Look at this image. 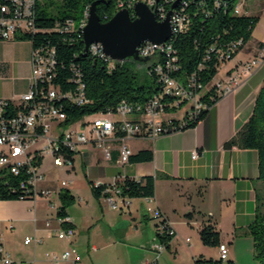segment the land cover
Listing matches in <instances>:
<instances>
[{
  "label": "built area",
  "instance_id": "built-area-1",
  "mask_svg": "<svg viewBox=\"0 0 264 264\" xmlns=\"http://www.w3.org/2000/svg\"><path fill=\"white\" fill-rule=\"evenodd\" d=\"M117 1H121L120 10L128 11L131 19L136 18L133 13L134 6L141 3L155 12L158 17H162V20H165L169 14L172 33L183 28V18L172 8L177 0ZM38 2L39 0H0V41L20 40L22 37L32 36L39 30L36 26ZM235 13L238 14L237 8ZM88 15L89 9L86 10L81 32L87 23ZM61 29L67 31L69 29L67 23ZM261 43L257 47L256 57L242 65L241 73L247 74L251 69L264 65V42ZM236 45L240 46L241 41ZM137 50L139 58L148 59L142 66L158 77V81L162 83V91H169L172 102L165 105L162 101H158V95H154L142 104L130 105L123 101L116 106L114 113L97 112L87 115H98L99 117L82 123L85 131H80L76 126L80 119L69 120L68 113L66 114L63 109V105L67 108H75L70 107V100H79V107L90 103L86 96L85 83L74 76V88L60 90L53 83L58 74L56 51L42 45L31 50L28 92L16 101L0 99V183L7 189L6 193L19 194L21 201L29 193L32 194L33 200L37 195L43 196L48 200L49 208L53 210L52 196L60 195L62 189L42 187L44 175L39 168L44 157H50L54 167L73 168V158L76 154H80L78 149L80 146H92L100 151L106 160H109L111 144L117 142V164L123 165L128 163L132 155L127 145L129 139H154L166 135L175 130V121L178 126H181L194 119L202 108H206L200 100L202 94L194 90L193 80L173 78L169 73L164 72V68L170 71L174 62L168 45L144 43ZM154 53H163V58H166L164 63L154 62ZM87 54L94 61L104 59L113 62L103 55L99 44H92ZM213 83L215 93L221 99L236 91L243 81H241L240 74H236L227 75L223 80L214 78ZM7 100L10 101L9 105ZM181 105L183 107L179 108ZM173 108L177 109L173 111ZM180 111L179 116H176L175 114ZM66 128L69 129L65 130ZM117 131L120 132V136L115 135ZM197 156V152L192 153V159ZM60 187L65 188L66 184L62 182ZM116 198L120 197L112 191L111 196L105 198V203L112 210H122L128 207L129 204L125 202V199L121 198V201L117 202ZM149 211L145 209L146 213ZM159 213L155 212L153 217L159 216ZM56 218L63 226L62 230L54 232L57 239L71 240L75 232L70 220L67 216L58 217L56 215ZM158 230L164 236V240L173 238L175 235L171 228L163 234L164 228L160 224ZM31 242L39 244L41 241L32 237L24 239V244ZM216 248L219 260L227 264V244L221 242ZM165 249V243L159 241V244L153 246V252L157 255L156 259L140 264H158L159 256ZM46 259L49 264L67 262L78 264V254L74 248L60 255L46 254ZM0 262L15 264L10 254L2 247H0Z\"/></svg>",
  "mask_w": 264,
  "mask_h": 264
},
{
  "label": "trees",
  "instance_id": "trees-1",
  "mask_svg": "<svg viewBox=\"0 0 264 264\" xmlns=\"http://www.w3.org/2000/svg\"><path fill=\"white\" fill-rule=\"evenodd\" d=\"M116 1L39 0L36 24L39 30L32 36L20 38L22 41L29 42L32 49L42 45L56 51L58 74L53 83L60 90L74 88V76L85 83L86 96L90 103L79 107V104L70 101V107L75 108H67L63 105L69 120H79L97 112L114 113L116 106L123 101L130 105L142 104L154 95H158V101H162L165 105L172 102L169 91H162V83L158 81V77L142 64L133 62L144 70V79L141 78V71L128 67L125 62H108L104 59L94 61L90 59L89 54L83 52L80 26L84 23L86 10L91 3L97 2L96 14L104 23L115 14ZM236 8L238 14L235 13ZM173 9L183 18V28L172 33L168 41L162 44L170 47V54L174 58L173 68L170 71L164 68V72L169 73L173 78L193 80L194 90L202 94L200 100L206 108H202L194 119L181 126H178L175 121V130L167 134L192 129L207 116L209 108L220 100L215 93L213 83L218 68L232 60L243 49L258 22L257 17L241 14L236 0H180ZM66 23L69 29L64 31L61 28ZM70 23L71 26H69ZM239 41L241 45L237 47L236 44ZM261 44L259 42L258 46ZM165 60L163 53H155L154 62L164 63ZM9 102L7 100L8 105ZM115 135L121 134L117 131ZM232 147L256 151L258 172L260 176H264V80L255 96L250 117L241 129L223 144L224 149ZM152 159L151 150H141L131 155L128 163H145ZM158 177L166 178L165 175H156L134 179L117 175L112 184L94 185L93 182L88 181V185L93 198L97 201L110 197L112 191L122 199H151L155 192V178ZM5 190L7 189L0 183V201L21 200L19 194H8ZM60 197L62 204L57 208L56 215L66 217L68 201H72L73 197L68 191H62ZM22 200L32 201V194L25 195ZM206 218V221L198 226L200 242L204 246L214 248L222 240L211 216L208 215ZM151 220L156 222V234L159 241L165 243L168 249L172 238L164 240L158 227L159 224L162 225L163 234H165L170 230L169 225L161 213L157 217H152ZM235 235L249 236L252 240L253 259L257 264H264V211L257 208L253 221L245 229L236 230ZM193 264L223 263L219 258L212 260L197 256ZM227 264L233 263L228 259Z\"/></svg>",
  "mask_w": 264,
  "mask_h": 264
},
{
  "label": "crops",
  "instance_id": "crops-1",
  "mask_svg": "<svg viewBox=\"0 0 264 264\" xmlns=\"http://www.w3.org/2000/svg\"><path fill=\"white\" fill-rule=\"evenodd\" d=\"M258 43L251 58L246 55V52L240 54L236 63L226 71L224 77L217 79L223 80L227 75L240 74L243 84L230 95L218 100L197 126L185 131L161 135L154 139H129L127 141L132 155L141 150H151L152 161L117 164V142L111 144L109 160H106L100 151L88 145L86 146L88 149L80 153L83 167L89 168L85 176H88L87 180L93 183L112 184L117 175L134 179L147 176L155 177L156 175L166 176V178H155L154 197L143 199L149 204L150 207L146 209L150 211L146 213L145 208L142 207V215L146 219L148 217L151 219L155 212H160L163 215L175 233L167 250L171 249L172 243L179 237L175 232L176 226L184 223L191 226L194 221L198 223L196 227L198 233V226L206 221L207 214L211 213L213 214L211 218L216 224L222 242L227 244L230 249L236 239H239L237 241L243 239L245 244L242 245L246 249V256L251 257L252 240L249 236L240 235L237 238H232L230 235H223L220 232V227L225 225L231 231L243 230L253 221L257 208L264 211V182L259 179L257 152L237 147L223 148V144L231 139L250 117L255 96L264 80V65L251 69L247 74L241 73L242 65L256 57ZM31 50V44L27 41H0V99L16 101L21 95L28 92ZM193 152L198 153L195 159H192ZM42 187L50 189L47 185H42ZM262 194L263 197H261ZM209 195H212L211 207L216 198L233 200L235 203L232 212L220 215L214 211L213 207V210L209 209L208 203L206 204ZM45 205L47 206V204ZM127 209H129V205ZM56 213L57 209L55 214L50 208L49 212L46 209L44 211L39 202L35 200L0 201V226L4 228V231L0 230V247L9 254L8 250H12L14 247L13 235L11 232H7L8 226L13 229V226L10 225L13 222L17 225L34 223L48 215L53 219L52 216ZM197 216L200 219L194 220L197 219ZM153 225L156 232L155 221ZM72 226L76 227L74 223ZM56 230L55 228L49 235L46 232L33 230L32 238L36 240H38L37 238H54L61 242L59 243L64 251H67V242L69 245L75 246L74 237L71 240H59L54 233ZM26 237L30 236H25L24 239ZM41 239H39L41 241L39 244L34 242L24 244L23 240V246L31 245L34 251L39 250L44 241ZM187 242L184 241L185 244ZM201 245L208 248L202 243ZM197 256L212 260L218 258V256L206 257L203 254H198L191 255L192 261ZM228 259L233 264H237V257L234 256L232 250L230 253L228 252Z\"/></svg>",
  "mask_w": 264,
  "mask_h": 264
},
{
  "label": "rangeland",
  "instance_id": "rangeland-1",
  "mask_svg": "<svg viewBox=\"0 0 264 264\" xmlns=\"http://www.w3.org/2000/svg\"><path fill=\"white\" fill-rule=\"evenodd\" d=\"M236 5L239 6L241 14L257 17L258 22L242 52H238L237 56L235 55L234 61H232L233 59L229 60L218 68L216 80L224 77L226 71L236 63L240 54L246 52V55L251 58L256 51L257 42H264V0H236ZM115 7L116 12L120 11L117 1ZM125 63L128 67L136 68L138 72L141 71V78L144 79L143 75L145 72L141 66L129 61ZM180 113L181 111L175 115L179 116ZM96 117L99 116H84L77 122L76 126L80 131H85L82 123L90 122ZM112 118L116 117L112 116ZM68 129L66 128L65 130ZM78 149L81 153L86 151L88 147L80 146ZM39 169L44 175L42 185H47L50 189H62L61 192L67 189L69 195L73 197L72 201H68L66 211L67 218L71 224L74 223L76 225V227L72 226L75 232V246L69 245L67 242V251L72 248L76 250L78 264H140L143 261H154L156 259L157 255L153 252L152 247L159 244V238L155 232L154 221L148 219L150 217L146 219L142 215V207L145 209L150 207L143 199H125V202L129 203V209L124 207L122 210H112L106 205L103 198L99 201L95 200L88 185V176H85L89 168L87 166L83 167L80 154L74 156L73 168L67 166L54 167L52 159L44 157ZM259 179L264 182V176H259ZM62 182L66 184L65 188L60 187ZM211 197L212 195H209V199H206L209 209H214L220 215H227L232 212L235 203L233 200L216 198L212 209ZM261 197H263V194ZM34 200L39 202L44 211L46 209L49 212L46 198L37 195ZM115 200L120 202L121 198H116ZM52 203L54 205L53 213L55 214L56 208L62 204L59 194L52 196ZM209 214L213 216V214ZM214 215L216 214L214 213ZM55 216L53 215V219H51V216L48 215L34 223L29 222V224L23 223L22 225H17L13 222L10 224L13 229L9 228V226L7 227V232H11L13 235L14 247L8 251L10 252L11 260L15 264H49L46 254L55 253L60 255L66 251L63 250L61 242L59 241V243L54 238H37L44 241L41 248L36 251L31 245L28 247L23 246L24 237H32L33 230L46 232L47 235L55 228L57 229L56 231L62 230L63 226L59 225V220ZM216 216L218 217V215ZM198 218L197 216V219L194 220H198ZM197 225L198 223L192 221V227L186 223L176 226L175 232L179 237L172 243L170 250L165 249L161 253L158 264H193L191 255L218 256L217 248H206L201 245L196 230ZM220 228V232L223 235H230L232 238L239 237V235H235L236 230L231 231L225 225ZM0 230L4 231V228L0 226ZM185 240H188L186 244L184 243ZM237 240L239 239H236L230 249L228 248V252L230 253L232 250L234 256L237 257V264H257L253 259L252 251L251 257L246 256V249L242 245L245 244L243 239L241 241Z\"/></svg>",
  "mask_w": 264,
  "mask_h": 264
},
{
  "label": "water",
  "instance_id": "water-1",
  "mask_svg": "<svg viewBox=\"0 0 264 264\" xmlns=\"http://www.w3.org/2000/svg\"><path fill=\"white\" fill-rule=\"evenodd\" d=\"M96 4L91 3L87 23L81 32L84 53L92 44H99L103 55L113 62L145 64L148 59L139 58L138 47L144 43L163 44L172 35L169 14L164 21L158 22L154 12L138 3L133 8L135 19H131L128 11L120 10L102 23L96 14Z\"/></svg>",
  "mask_w": 264,
  "mask_h": 264
},
{
  "label": "bare ground",
  "instance_id": "bare-ground-1",
  "mask_svg": "<svg viewBox=\"0 0 264 264\" xmlns=\"http://www.w3.org/2000/svg\"><path fill=\"white\" fill-rule=\"evenodd\" d=\"M118 2V1H117ZM118 5H119V7L121 8V1H119L118 2ZM155 13V12H154ZM85 16H86V13H85ZM155 18H156V20L158 21V22H162V21H164V20H162V17H158V15H156V13H155ZM84 25V23H82L81 24V26H83ZM81 26H80V29H81ZM168 41V40H167ZM154 56H155V53H154ZM70 101H74V102H76L77 104H79V100H70Z\"/></svg>",
  "mask_w": 264,
  "mask_h": 264
}]
</instances>
